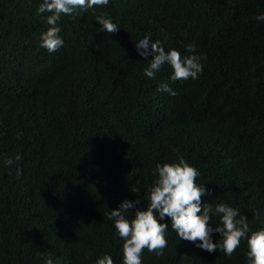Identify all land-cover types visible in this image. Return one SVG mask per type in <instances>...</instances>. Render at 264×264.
<instances>
[{
	"label": "trees",
	"instance_id": "1",
	"mask_svg": "<svg viewBox=\"0 0 264 264\" xmlns=\"http://www.w3.org/2000/svg\"><path fill=\"white\" fill-rule=\"evenodd\" d=\"M42 2L0 0V264H95L105 254L123 264L109 212L138 197L145 208L156 165L178 156L200 173L213 209L228 204L264 228V0H109L62 15L64 43L52 53L41 47L51 15L38 13ZM100 15L119 30H101ZM145 36L182 56L194 43L203 71L172 81L165 64L147 77L151 56L135 47ZM160 222L167 247L145 249L142 264H248L244 240L231 256L208 252Z\"/></svg>",
	"mask_w": 264,
	"mask_h": 264
},
{
	"label": "clouds",
	"instance_id": "2",
	"mask_svg": "<svg viewBox=\"0 0 264 264\" xmlns=\"http://www.w3.org/2000/svg\"><path fill=\"white\" fill-rule=\"evenodd\" d=\"M108 3L109 0H43L38 7V13L51 15L46 17V23L50 27L41 34V47L52 53L63 46L64 41L59 35L61 29L57 24L62 15H79L88 9L106 6ZM77 9L80 11L77 12ZM256 19L264 20V14H258ZM96 21L99 22L101 30L109 33L119 30L118 26L104 15L97 16ZM135 47L140 56H151L148 66L144 69L145 75L151 79L156 78V73L165 64L173 70L170 76L172 81L197 79L198 74L203 71L201 58L194 54V43L186 46V51L192 53L187 56H182L175 48L165 51L160 41L153 42L147 36L139 40ZM157 91L176 95L168 83H161ZM22 159L17 153L14 160L8 159L5 163L11 165ZM20 172L18 168L17 174ZM153 175L157 178L147 189L145 208H136V205L141 203V197H138L135 201H122L119 208L112 209L108 214V218L114 222L116 232L123 240V264H142L141 257L145 249L157 256L163 254L164 248L167 247L165 233L169 226L160 221L165 217L170 218L171 228L180 240L196 243L197 247L208 252L219 249L227 256H231L244 240L248 249V264H264V228L253 230L248 217L228 204L220 203L213 209L211 202H205L203 198L211 195V192L205 188V184L196 183L200 173L183 156H178L177 160L172 162L158 163ZM131 190L137 193L140 191ZM259 203L263 204L262 201ZM213 212L220 216V223L215 228L210 225ZM213 232L220 234L219 242H213ZM44 264H54V261L48 257ZM95 264H114V261L110 255L105 254L98 258Z\"/></svg>",
	"mask_w": 264,
	"mask_h": 264
}]
</instances>
